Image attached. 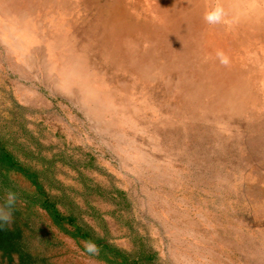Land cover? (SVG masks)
Listing matches in <instances>:
<instances>
[{
	"label": "rangeland",
	"instance_id": "rangeland-1",
	"mask_svg": "<svg viewBox=\"0 0 264 264\" xmlns=\"http://www.w3.org/2000/svg\"><path fill=\"white\" fill-rule=\"evenodd\" d=\"M11 1L0 2V31L18 37H0V150L16 166L0 160V205L16 200L0 264H264V0H116L113 20L99 10L114 0ZM146 6L190 50L253 43L240 100L216 93L188 110L191 73L139 74L155 57L148 37L108 55L118 36L106 33L149 23Z\"/></svg>",
	"mask_w": 264,
	"mask_h": 264
},
{
	"label": "bare ground",
	"instance_id": "bare-ground-1",
	"mask_svg": "<svg viewBox=\"0 0 264 264\" xmlns=\"http://www.w3.org/2000/svg\"><path fill=\"white\" fill-rule=\"evenodd\" d=\"M1 2V0H0ZM15 0H12L8 6H13ZM116 0L111 4V6H102L99 10V12H102L104 15L109 14L111 19L117 17L120 15H123L121 9L117 8L115 5ZM152 7L156 6H146L144 8V15L147 14V18L149 19V23L146 25H136L131 24L129 29L126 30L124 24L122 23L121 31L119 32L117 29L113 27V31L107 32L106 34L109 35H115L117 38L113 39V41L116 40V42H112L111 37L108 41V43L115 47L116 49L110 48L107 50L108 55H113V53H116L118 57H122L125 59V56L127 54H124V50H128L127 46L129 43L134 44L135 48H141L145 46L144 41L142 40L143 37H148L150 40L146 43V45L153 46L152 49H154V53L152 52L153 56L155 54V57L152 59H149L148 63L145 65L146 67L139 70V74H144L145 70L148 69L149 65H157L161 64L158 67L160 68L159 75L164 71L173 70L174 68H180L182 71L186 70L188 73H191L192 77L190 79L189 75L187 78L185 77V80L183 79L182 82L184 84V87L190 88L188 90L187 99L191 103L185 102L186 106L190 104L191 108H196L197 106H200L202 101H211L210 97L216 93H218L217 97L215 99H220L223 101L233 102L240 100L238 97L241 94L243 95V92L245 90V82L250 83L252 80L250 76V72L255 69L256 66L255 63H253V57L257 58L254 54H252L254 49H249L248 47H252L253 43H249L246 41L243 45V47L238 46V53L236 50L231 54H224V53H214L210 52V49L208 48V45L206 48L204 46V41L200 38L195 41L197 44H193L191 42V48L194 50L189 49L188 44L186 42H183L182 39H179L180 36L178 34H181V32H177L174 27L171 30H168L166 28H161L159 26L160 21L156 19L157 16V9H152ZM85 9L86 7L83 6ZM114 12H111L113 11ZM155 12V13H154ZM139 15V14H137ZM122 17V16H121ZM130 17L131 22H135L132 19L131 12H128L125 20L127 24H129L128 18ZM112 19V20H113ZM137 19V18H136ZM109 24H111L109 22ZM118 23L112 25H117ZM111 26V25H110ZM109 28V27H108ZM4 31H0V37L3 39L5 36L10 37L6 42H8L12 46H18L15 43V39H18L17 35L15 33L6 28L3 27ZM7 30V32H6ZM117 32V33H116ZM184 31H182L183 33ZM5 33V34H4ZM116 33V34H115ZM8 34V35H7ZM217 34V33H214ZM211 36V39L209 41H213L216 45H222L229 44L233 45L236 43V39H232L233 36L227 34V38H221L220 35H214ZM167 36V40L161 39L162 37ZM178 36V37H177ZM109 38V37H108ZM157 42H161L163 44L164 53H169L170 56H167L163 60H159V58L164 57V53H160L155 49ZM200 43L203 45L201 46ZM263 43H260V46L257 47L256 52L258 49H261L263 46ZM132 47L131 49H134ZM165 47L170 49L169 52L165 50ZM231 48V47H230ZM235 48V47H234ZM239 48L242 49L241 53L239 52ZM130 49V51H131ZM245 51V53H243ZM253 51V52H251ZM258 53V52H257ZM236 54V55H235ZM240 54V55H239ZM166 55V54H165ZM157 58V59H156ZM159 60V61H158ZM24 61V60H23ZM161 61V62H160ZM160 62V63H158ZM24 63V62H23ZM28 65V63H27ZM149 73V72H148ZM263 76V75H262ZM264 80V76L262 77ZM186 81V82H185ZM264 87V85H263ZM245 95V94H244ZM195 102H200L197 105H195ZM238 104V103H237ZM235 104V105H237ZM240 106V105H239ZM197 117V115H195ZM199 243V242H198ZM201 244V243H200ZM203 245V244H202ZM202 252V251H201ZM207 260V259H206Z\"/></svg>",
	"mask_w": 264,
	"mask_h": 264
},
{
	"label": "clouds",
	"instance_id": "clouds-1",
	"mask_svg": "<svg viewBox=\"0 0 264 264\" xmlns=\"http://www.w3.org/2000/svg\"><path fill=\"white\" fill-rule=\"evenodd\" d=\"M220 18V9L219 7L215 8L214 10L208 11L205 15V20L208 23H214L218 21ZM16 197L13 193H8L6 202L4 205H0V227L4 225H8L12 221V207L15 203ZM85 249L87 252L96 254L98 249L96 245L92 242H87L85 245Z\"/></svg>",
	"mask_w": 264,
	"mask_h": 264
},
{
	"label": "trees",
	"instance_id": "trees-1",
	"mask_svg": "<svg viewBox=\"0 0 264 264\" xmlns=\"http://www.w3.org/2000/svg\"><path fill=\"white\" fill-rule=\"evenodd\" d=\"M0 151H1L0 160L6 161L7 165H10L11 167L16 166L15 162L13 161L12 156L9 153H7L6 151H4L2 149ZM18 169L21 171H24L23 168H21V167H18ZM55 216H57L56 213H55ZM69 221H71V220H69Z\"/></svg>",
	"mask_w": 264,
	"mask_h": 264
}]
</instances>
